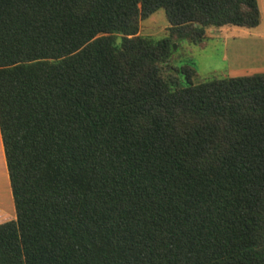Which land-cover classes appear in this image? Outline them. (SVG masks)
I'll list each match as a JSON object with an SVG mask.
<instances>
[{
	"label": "trees",
	"instance_id": "16d2710c",
	"mask_svg": "<svg viewBox=\"0 0 264 264\" xmlns=\"http://www.w3.org/2000/svg\"><path fill=\"white\" fill-rule=\"evenodd\" d=\"M258 23L256 0H0V264H264V72L169 62Z\"/></svg>",
	"mask_w": 264,
	"mask_h": 264
},
{
	"label": "rangeland",
	"instance_id": "374dc122",
	"mask_svg": "<svg viewBox=\"0 0 264 264\" xmlns=\"http://www.w3.org/2000/svg\"><path fill=\"white\" fill-rule=\"evenodd\" d=\"M256 2L260 14L255 27L210 26L204 29L199 41H174L170 65H191L193 83L264 72V0ZM138 25L140 35L159 39L164 36L168 24L164 12L159 9L139 20Z\"/></svg>",
	"mask_w": 264,
	"mask_h": 264
},
{
	"label": "crops",
	"instance_id": "0c3cea01",
	"mask_svg": "<svg viewBox=\"0 0 264 264\" xmlns=\"http://www.w3.org/2000/svg\"><path fill=\"white\" fill-rule=\"evenodd\" d=\"M259 9V8H258ZM260 12V9H259ZM260 14V13H259ZM14 218V208L0 138V222Z\"/></svg>",
	"mask_w": 264,
	"mask_h": 264
},
{
	"label": "water",
	"instance_id": "95a60500",
	"mask_svg": "<svg viewBox=\"0 0 264 264\" xmlns=\"http://www.w3.org/2000/svg\"><path fill=\"white\" fill-rule=\"evenodd\" d=\"M198 26H200V25L198 24ZM172 47H173V45H172Z\"/></svg>",
	"mask_w": 264,
	"mask_h": 264
}]
</instances>
